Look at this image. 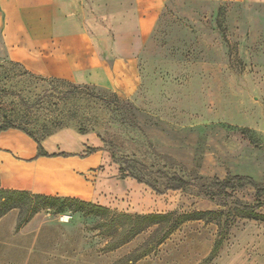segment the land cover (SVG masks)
<instances>
[{
  "label": "rangeland",
  "instance_id": "rangeland-1",
  "mask_svg": "<svg viewBox=\"0 0 264 264\" xmlns=\"http://www.w3.org/2000/svg\"><path fill=\"white\" fill-rule=\"evenodd\" d=\"M138 62L140 85L127 99L105 87L34 76L0 62V124L10 122L37 138L68 127L96 134L109 160L94 168L95 176L102 172L123 187L105 194L111 209L78 203L56 212L34 200L13 208L19 227L34 216L29 227L78 224L81 249L0 248V264H40L46 254L51 264H264V220L242 216L233 204V198L255 204L253 187L228 189L232 197L224 205L195 186L157 193L120 178L110 157L134 158L198 183L230 173L264 185V3L169 0ZM197 210L220 212L225 232L213 258L214 219L170 229L165 220L135 218ZM256 211L264 215V204Z\"/></svg>",
  "mask_w": 264,
  "mask_h": 264
},
{
  "label": "crops",
  "instance_id": "crops-1",
  "mask_svg": "<svg viewBox=\"0 0 264 264\" xmlns=\"http://www.w3.org/2000/svg\"><path fill=\"white\" fill-rule=\"evenodd\" d=\"M168 1L0 0V62L34 76L101 86L131 98L140 85L139 52ZM41 145L49 155H38L35 140L19 129L0 131L1 188L74 197L111 209L105 194L123 187L103 179L102 172L95 176L94 168L109 160L96 134L62 128ZM87 146L97 149L84 154ZM17 217L14 209L0 217L2 252L81 249L78 224L45 221L29 227L34 216L17 228ZM46 255L40 264L52 263Z\"/></svg>",
  "mask_w": 264,
  "mask_h": 264
},
{
  "label": "trees",
  "instance_id": "trees-1",
  "mask_svg": "<svg viewBox=\"0 0 264 264\" xmlns=\"http://www.w3.org/2000/svg\"><path fill=\"white\" fill-rule=\"evenodd\" d=\"M8 128H17L28 136L33 138L37 143V154L38 155H49L42 147L41 140L46 136L50 135L48 133L43 135L40 138L34 137L30 133L15 127L10 122H5L0 124V131L6 130ZM80 132V131H79ZM97 148L87 146L84 154H89L95 151ZM65 154V153H61ZM111 159L118 163L117 171L120 178L131 177L135 179L138 183H143L149 188L154 190L157 193H163L166 190H176L184 189L188 186H195L197 188V193L209 198L212 201H217L218 205H224L225 199L232 197L231 194L227 192L228 189H234L243 186H251L255 190V195L257 200L255 204L250 205L247 203L241 202L237 198H233L234 207L242 213V216L247 218L264 220V215L256 211L261 205L264 204V201H260V197L264 195V185H261L253 180L248 175H238L227 173L224 178L213 177L206 182H194L176 172H168L162 168H150L146 164L128 157L116 158L113 153H110ZM39 201L43 202L44 206L53 208L56 212H61L65 206H70L71 204H85L88 206L94 205L91 202L80 200L74 197H63V196H50L43 194H34L24 190H15V189H5L0 187V217L6 212L13 208H21L24 204H27V208L31 202ZM102 209L103 206H99ZM106 209V208H105ZM36 209H31V213L35 212ZM220 212L211 211V210H197L192 212H176L168 211L163 213L151 212L145 214H136L135 218L149 219L151 222H158L160 220H165L170 222V229L175 228L180 223L190 220V219H214L219 227L218 237L215 240L212 249L210 251L209 258H213L223 241V226L221 219L219 218ZM25 220H22L24 222ZM20 223L17 222V227Z\"/></svg>",
  "mask_w": 264,
  "mask_h": 264
}]
</instances>
